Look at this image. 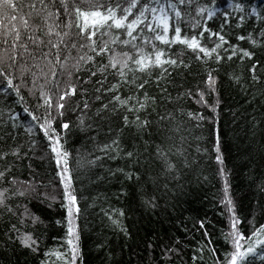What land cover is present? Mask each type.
Here are the masks:
<instances>
[{
    "label": "snow or ice",
    "instance_id": "6c2138e0",
    "mask_svg": "<svg viewBox=\"0 0 264 264\" xmlns=\"http://www.w3.org/2000/svg\"><path fill=\"white\" fill-rule=\"evenodd\" d=\"M232 6V0H228V8ZM234 6L241 11L245 7L242 3ZM205 7L194 0H0V93H15L30 121H26L28 126L24 129L28 134L25 142L17 113L5 109L0 114V124L5 128L0 131V217H7L0 228V247L16 246L38 255L43 237L35 228L44 221L29 203L47 201L51 207L52 201H59L66 215L55 223H66L67 247L46 249L38 264H77L81 254L77 220L82 209L66 150L68 135L74 128L91 133L92 143V153H86L90 158L77 153V170L102 168L105 160H123L125 167L109 169L108 176L119 173L127 181L139 182L141 169L151 158L159 165V176L167 179L176 171L172 155L180 156L185 151L183 118L205 119L200 112L185 111L182 102L204 105L210 113L208 120L212 121L218 115L220 67L225 61L245 65L240 74L234 70L225 73L234 86L246 89L264 80V64L256 58L257 48H264V29L246 36L236 34L237 43H232L225 28L232 14L224 11L219 30L213 31L208 21L219 9L209 8L207 15L197 20L196 15L203 13ZM257 11L253 6L251 13ZM243 21L244 16H240L236 28ZM205 36L212 41L210 46ZM240 41L250 47H240ZM173 46L179 48L178 53L174 54ZM185 54L188 62L183 58ZM213 63L216 67H209ZM195 66L204 71L194 85L185 88L183 80ZM177 80L181 83L177 84ZM21 87L36 99L34 108L24 103ZM171 90L176 91L175 96ZM69 115L75 120L67 119ZM37 133L46 141L39 158L50 157L55 164L62 197L53 194L57 186L51 181L41 184L35 178L30 162L27 167L31 180H21L14 174L17 164L30 160L29 152L35 153L41 146ZM169 140L173 141L171 145ZM196 151H201L199 146ZM212 151L220 165L219 203L225 206L229 218L233 250L222 262L216 258L215 249L199 247L193 249L191 261L205 264L207 250L211 264H245V258L256 253L257 245L264 249V223L251 233L257 238H247L248 245L242 247L241 241L246 237L237 228L241 220L237 218L228 172L223 166L218 133ZM184 163L187 166V160ZM158 178L149 174L153 184ZM50 186L52 192L47 191ZM163 187L166 190L168 185ZM257 188L264 194V179ZM115 195L125 196V188L121 187ZM158 199L145 195L141 202L146 209H155ZM109 207L101 209L103 217L112 229L129 238L125 209ZM196 223L200 229L205 227L202 219ZM203 235L208 237L209 233L204 231ZM170 243L171 246L161 245L162 257L166 261L173 255L183 259L185 249L178 247L179 238ZM147 247L152 249L154 245L149 241ZM259 254L264 257V251Z\"/></svg>",
    "mask_w": 264,
    "mask_h": 264
},
{
    "label": "trees",
    "instance_id": "16d2710c",
    "mask_svg": "<svg viewBox=\"0 0 264 264\" xmlns=\"http://www.w3.org/2000/svg\"><path fill=\"white\" fill-rule=\"evenodd\" d=\"M205 7V11L196 15L200 20L207 15L209 8L219 9L213 18L208 21V26L213 31L219 30L223 20V12L229 11L231 19L225 28L232 36V43H237L235 35H247L250 32L259 33L264 29V20L257 17H264V0H232L233 6L228 8V0H194ZM235 3L245 5L244 9L237 10ZM257 7L256 14L251 13L252 7ZM194 11V9H193ZM244 16V21L236 28L237 20ZM200 25H198L199 27ZM191 32V28H189ZM206 42L211 45L212 41ZM240 47H250L246 41L239 42ZM173 52L178 53L179 48L173 46ZM185 62L189 57L185 54ZM256 58L264 64V48H257ZM195 61L193 64L195 65ZM209 67H216L213 63ZM245 65L238 61H225L220 67V84L218 88L219 105L218 115L208 120L209 110L200 104L184 100L182 106L185 111L200 112L205 119L198 121L195 118H183L184 131V154L172 155L176 171L165 179L159 176V165L149 158L144 164L143 172L139 182L127 181L119 173L112 177L108 176L109 169L125 167L123 160L103 161V167H96L91 170H77V153L85 158L86 153H92V143L89 139L91 133L81 132L74 128L70 131L66 150L70 153L71 167L74 175V188L80 197L79 206L82 209L81 216L77 220V228L80 232L79 246L80 257L77 264H192L191 255L193 249L207 246L208 249H215L216 258L220 261L227 259L226 254L233 250V244L229 242L230 227L229 218L225 206L219 203L222 181L217 175L220 165L215 162V153L212 151L215 134H219L221 154L224 158V168L228 172L230 192L236 205L237 218L241 223L237 226L238 231L246 237L241 241V246L246 247L249 243L247 238L252 240L257 237L251 236L259 224L264 223V194H260L257 185L264 179V80L252 87L242 89L234 86L225 75L226 72L235 71L237 74L244 72ZM204 69L200 66L193 67L192 74L183 80L184 87L194 85ZM193 76L196 79H193ZM30 79V78H29ZM181 81L177 80V84ZM176 95L175 90H171ZM21 95L24 96V103L35 107L37 101L31 96L25 87H21ZM15 93L6 90L0 93V114L5 109H11L17 113L18 128L22 134L21 139L28 140V134L24 129L28 126V118L23 111L21 103H18ZM211 103V101H209ZM171 108V105H169ZM67 119L75 120L74 116H67ZM26 121L28 123H26ZM179 122V118H178ZM8 123H11L9 118ZM4 125L0 124V131H4ZM215 130V131H213ZM41 146L35 153L29 152L30 160L17 164L14 174L21 180H31L27 167L30 162L31 172L41 184L51 181L57 186L54 195L62 197L63 189L59 186V179L55 176V164L51 158L41 160V148H46V141L42 134L37 133ZM62 143L64 141L62 140ZM169 145L172 140L167 142ZM179 146V145H177ZM197 146L201 149L197 152ZM207 149V152L203 151ZM99 154V153H96ZM188 164L185 165L184 161ZM149 174L159 177L155 184L149 179ZM97 177H103L97 180ZM206 178V179H205ZM167 184L165 190L163 185ZM124 187L126 195L117 197L118 190ZM41 188V191H44ZM47 191L52 192L50 186ZM157 196L158 207L155 209L145 208L141 202L143 196ZM24 202V201H21ZM106 206L117 209H125L124 224L130 230V237L125 236L112 229L101 209ZM30 209L41 216L44 221L35 228L43 237L40 253L31 254L21 251L16 246L0 247V264H38L43 259V252L48 249L63 250L67 247L66 223L57 225L56 220H63L66 215L60 207L59 201L41 203L32 200L29 203ZM204 220L205 227L200 229L197 220ZM7 217H0V228L6 222ZM204 231L209 233L208 237L203 235ZM264 235V233H261ZM56 239H53V238ZM179 238L178 247L185 249L182 257L173 255L170 260L162 257V244H169ZM151 241L154 247L149 249L148 242ZM98 244L105 247L97 248ZM264 251L257 245V251L245 258V264H264V257L260 252ZM111 253V256L108 253ZM205 264H211L209 252H204ZM199 264V261H197Z\"/></svg>",
    "mask_w": 264,
    "mask_h": 264
}]
</instances>
